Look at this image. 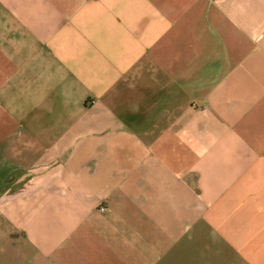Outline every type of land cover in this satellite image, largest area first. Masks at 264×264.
Listing matches in <instances>:
<instances>
[{
  "label": "crops",
  "instance_id": "crops-1",
  "mask_svg": "<svg viewBox=\"0 0 264 264\" xmlns=\"http://www.w3.org/2000/svg\"><path fill=\"white\" fill-rule=\"evenodd\" d=\"M0 185L14 264H264V0H0Z\"/></svg>",
  "mask_w": 264,
  "mask_h": 264
},
{
  "label": "rangeland",
  "instance_id": "rangeland-1",
  "mask_svg": "<svg viewBox=\"0 0 264 264\" xmlns=\"http://www.w3.org/2000/svg\"><path fill=\"white\" fill-rule=\"evenodd\" d=\"M2 185H0L1 189ZM13 233H10V237L7 238L6 233L4 234L1 226H0V264H4L3 262L5 261V264H14L16 260H18V256H15V250L13 249V246H11V242H8L9 244H6L5 249H3L2 243L3 241L9 239L12 241L13 239ZM17 237V236H16ZM18 240V239H16ZM15 260V261H14Z\"/></svg>",
  "mask_w": 264,
  "mask_h": 264
},
{
  "label": "built area",
  "instance_id": "built-area-1",
  "mask_svg": "<svg viewBox=\"0 0 264 264\" xmlns=\"http://www.w3.org/2000/svg\"><path fill=\"white\" fill-rule=\"evenodd\" d=\"M99 210H100V211H105V210H106V207H105V206H100V207H99Z\"/></svg>",
  "mask_w": 264,
  "mask_h": 264
}]
</instances>
